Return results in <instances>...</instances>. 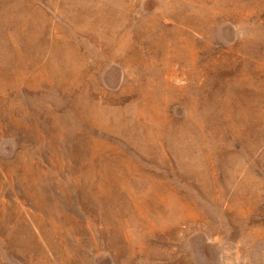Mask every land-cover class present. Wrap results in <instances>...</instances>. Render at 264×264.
<instances>
[{
    "label": "rangeland",
    "instance_id": "obj_1",
    "mask_svg": "<svg viewBox=\"0 0 264 264\" xmlns=\"http://www.w3.org/2000/svg\"><path fill=\"white\" fill-rule=\"evenodd\" d=\"M0 264H264V0H0Z\"/></svg>",
    "mask_w": 264,
    "mask_h": 264
}]
</instances>
